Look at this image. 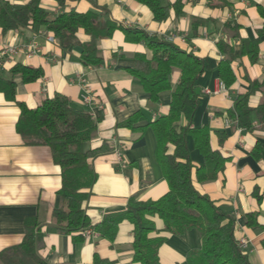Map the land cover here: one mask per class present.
<instances>
[{
  "label": "crops",
  "instance_id": "0c3cea01",
  "mask_svg": "<svg viewBox=\"0 0 264 264\" xmlns=\"http://www.w3.org/2000/svg\"><path fill=\"white\" fill-rule=\"evenodd\" d=\"M160 1L169 4L175 0ZM182 3L180 14L171 8L167 19L157 22L148 7L136 0H64L63 6L56 0H40L41 6L52 15L73 8L103 16L105 8L108 17L123 27L156 34L205 60L206 66L196 82L200 96L192 125L208 126L210 146L218 149L227 161L216 179L197 182L193 176V185L235 218L234 235L238 241L246 240L242 250L249 262L264 264V128L254 117L250 130L235 126L226 114L235 97L250 90L253 80H264V35L255 62L246 56L233 60L235 80L231 86L220 89L217 73V65L224 57L217 41L226 39L237 50L240 39L255 37L263 25L258 7L264 8V0H182ZM226 21L239 26L237 37L226 33ZM49 36L52 35L42 24L6 32L0 29V68L4 77L15 82V101L35 108L59 93L72 106L88 111L96 119V133L89 146L95 148L106 143L108 150L89 159L97 178L82 207L91 224L101 221L106 213L123 211L131 196L139 201L162 196L168 185L155 157V137L148 124L167 114L178 70L173 71L171 88L161 92L153 103L139 81L126 71L134 64V54L146 51L143 42L126 41L123 31L117 29L110 37L96 40L102 61L91 66L80 60L81 44L64 51ZM77 37L80 43L89 40L83 31ZM30 41H35L39 48L28 56L23 45ZM6 46L18 49L14 54H1ZM17 64L37 69L39 77L24 82L19 73L10 72ZM261 98L262 91L256 89L249 95L248 105L257 106ZM15 101L6 100L0 92V250L20 243L24 219L35 216L42 224L44 241L39 253L50 263L93 264L97 256L109 264H140L132 260V225L126 220L119 224L111 241L92 228L95 233L83 236L81 231L80 240L53 229L51 211L58 205L60 167L53 162L48 146L22 142L15 129L20 114ZM134 113H139L133 123L135 129L118 125ZM180 124L184 125L185 120ZM187 144L191 158L202 162L190 137ZM168 150L171 152L172 146ZM150 219L155 229L149 236L164 237L158 248V264H186L188 251L200 246L197 230L174 235L164 230L157 215Z\"/></svg>",
  "mask_w": 264,
  "mask_h": 264
},
{
  "label": "trees",
  "instance_id": "16d2710c",
  "mask_svg": "<svg viewBox=\"0 0 264 264\" xmlns=\"http://www.w3.org/2000/svg\"><path fill=\"white\" fill-rule=\"evenodd\" d=\"M56 1L63 6L64 0ZM136 1L147 6L157 22L166 20L171 8L180 14L183 5L182 0L169 4L160 0ZM104 9L103 16L94 11L78 12L73 8L52 15L41 6L40 0H28L26 3L0 0V29L6 32L42 24L62 50L81 44L80 60L82 64L91 66L102 61L96 40L110 37L120 29L126 41L145 44L146 51L135 53L134 64L126 71L139 81L153 103L158 101L161 92L171 88L172 74L177 69L179 76L171 92L167 114L148 124L155 137V157L168 190L154 200L139 201L131 196L123 211L106 213L101 221L91 224L82 207L97 178L89 159L108 150L106 143L95 148L89 146L96 133V119L88 111L72 106L68 98L59 93L44 99L35 108L15 101V82L4 77L0 68V92L6 100L15 101L20 109L15 129L22 142L48 146L53 162L60 167L58 205L51 211V226L58 233L71 234L75 240L81 239V231L92 228L111 241L119 224L126 220L132 225V260L140 264H158V248L164 237L149 236L155 229L150 217L157 215L163 221L164 230L174 235H181L189 229L197 230L200 246L188 251L186 264H251L234 235L235 218L223 212L207 194L200 193L193 185V176L197 182L216 179L227 161L218 149L210 146L208 126L192 125L200 96L196 82L206 66L205 60L156 34L140 28L123 27L110 19ZM258 11L263 25L255 37L240 39L237 50L226 39L217 41L218 50L224 54L217 65L218 78L227 87L235 80L231 66L235 58L246 56L251 62L257 59L264 35V8L258 7ZM238 28L231 21L224 24V30L232 38L238 36ZM79 31L88 35L89 40L80 43ZM10 72L19 73L24 82L35 80L40 75L37 69L20 64L13 66ZM256 89L262 91V98L257 106L250 107L248 98ZM226 114L235 126L250 130L254 117L264 128V80H253L250 90L238 94ZM138 117L139 113H134L118 125L135 129L133 123ZM182 119L185 120L184 125L180 124ZM188 137L202 156V162L191 158ZM221 137L220 140L223 139ZM169 146H172L171 152ZM23 228L20 243L0 250V264H53L39 253L44 245L42 224L35 216H30L24 219ZM93 264H109V261L94 256Z\"/></svg>",
  "mask_w": 264,
  "mask_h": 264
},
{
  "label": "built area",
  "instance_id": "2783aa9c",
  "mask_svg": "<svg viewBox=\"0 0 264 264\" xmlns=\"http://www.w3.org/2000/svg\"><path fill=\"white\" fill-rule=\"evenodd\" d=\"M48 38L49 40H52V41L54 40L53 36H49ZM38 48H39L38 44L35 41H30L27 44L23 45V49H25L26 54L28 56L34 54L38 50ZM17 49L18 48L15 46H6L1 49V54H14L17 51ZM225 88H226L225 84L223 82H220V89H225ZM206 92H208V90H206ZM117 158L122 163L121 166L124 167L125 164H124V161L121 159V154L119 152H117ZM81 233L83 236H86L90 233H95V232L90 228H86ZM238 243H239V246L243 249L246 245V240L244 238H241L238 241Z\"/></svg>",
  "mask_w": 264,
  "mask_h": 264
}]
</instances>
